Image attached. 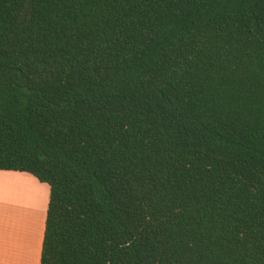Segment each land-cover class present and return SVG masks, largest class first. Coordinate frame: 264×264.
I'll return each mask as SVG.
<instances>
[{"label": "trees", "instance_id": "1", "mask_svg": "<svg viewBox=\"0 0 264 264\" xmlns=\"http://www.w3.org/2000/svg\"><path fill=\"white\" fill-rule=\"evenodd\" d=\"M0 170L39 264H264V0H0Z\"/></svg>", "mask_w": 264, "mask_h": 264}, {"label": "rangeland", "instance_id": "2", "mask_svg": "<svg viewBox=\"0 0 264 264\" xmlns=\"http://www.w3.org/2000/svg\"><path fill=\"white\" fill-rule=\"evenodd\" d=\"M0 172L4 173L0 174V232L32 233L31 218L40 225L47 211L49 185L26 172ZM18 212L26 219L19 218Z\"/></svg>", "mask_w": 264, "mask_h": 264}, {"label": "crops", "instance_id": "3", "mask_svg": "<svg viewBox=\"0 0 264 264\" xmlns=\"http://www.w3.org/2000/svg\"><path fill=\"white\" fill-rule=\"evenodd\" d=\"M0 171L7 172L5 170H0ZM8 172H18V171H8ZM0 174H4V173L0 172ZM18 214H19L18 215L19 218H22L23 220L25 216H21L19 212ZM45 218H46V213L44 214V217H42L40 225H38V220H36V218H31L30 226L33 227L32 230L33 232L27 235L18 234L16 233V231H13L12 233L11 232L7 233L6 231L4 232V234L0 232V264H39L40 263L42 240L45 229Z\"/></svg>", "mask_w": 264, "mask_h": 264}]
</instances>
